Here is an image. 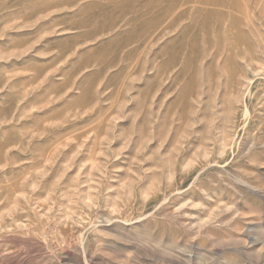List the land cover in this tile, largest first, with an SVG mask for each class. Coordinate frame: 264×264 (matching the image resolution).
<instances>
[{
    "label": "rangeland",
    "instance_id": "obj_1",
    "mask_svg": "<svg viewBox=\"0 0 264 264\" xmlns=\"http://www.w3.org/2000/svg\"><path fill=\"white\" fill-rule=\"evenodd\" d=\"M0 99V264H264V0H0Z\"/></svg>",
    "mask_w": 264,
    "mask_h": 264
},
{
    "label": "bare ground",
    "instance_id": "obj_2",
    "mask_svg": "<svg viewBox=\"0 0 264 264\" xmlns=\"http://www.w3.org/2000/svg\"><path fill=\"white\" fill-rule=\"evenodd\" d=\"M196 16H198V15H196ZM190 24V23H189ZM188 24V25H189ZM185 25H187V24H185ZM186 27V26H185ZM179 31H183V30H179ZM219 52V51H218ZM214 55V54H213ZM216 62V61H215ZM179 63V62H178ZM183 68V67H182ZM182 68H181V70H180V74H182L181 73V71H182ZM179 69V68H178ZM185 70V69H184ZM216 72H217V70H215ZM215 72V73H216ZM183 73H185V71L183 72ZM218 74V73H217ZM184 76V75H183ZM64 77V76H63ZM176 79H177V77H173L172 78V80H171V83L174 85L175 84V82H176ZM178 81V80H177ZM167 84H169V82L167 83ZM173 85L171 86V87H173ZM83 86V85H82ZM181 86H182V84H181ZM5 98V97H4ZM4 98H2V99H4ZM6 100H7V97L5 98ZM1 100V99H0ZM1 102H3L2 100H1ZM6 102V101H5ZM246 107V106H245ZM69 120V119H68ZM72 122V121H71ZM74 123V122H73ZM66 124V123H65ZM14 126V125H13ZM16 126V125H15ZM17 128V127H16ZM15 128V129H16ZM12 129H14V127L12 128ZM197 178V177H196ZM30 221V220H29ZM32 223V222H31Z\"/></svg>",
    "mask_w": 264,
    "mask_h": 264
}]
</instances>
